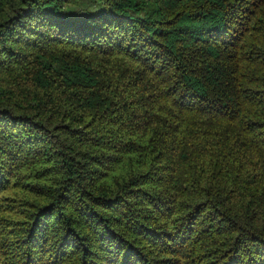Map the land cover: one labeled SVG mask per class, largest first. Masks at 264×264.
Instances as JSON below:
<instances>
[{
  "label": "trees",
  "instance_id": "trees-1",
  "mask_svg": "<svg viewBox=\"0 0 264 264\" xmlns=\"http://www.w3.org/2000/svg\"><path fill=\"white\" fill-rule=\"evenodd\" d=\"M0 264H264V0H0Z\"/></svg>",
  "mask_w": 264,
  "mask_h": 264
}]
</instances>
